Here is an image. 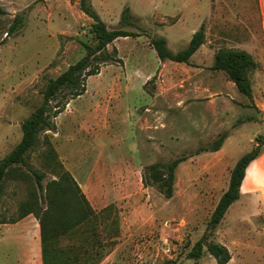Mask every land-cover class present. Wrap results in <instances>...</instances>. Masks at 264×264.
<instances>
[{"label":"rangeland","instance_id":"rangeland-1","mask_svg":"<svg viewBox=\"0 0 264 264\" xmlns=\"http://www.w3.org/2000/svg\"><path fill=\"white\" fill-rule=\"evenodd\" d=\"M91 3L110 28L120 26L121 13L129 7L139 17L131 30L143 34L108 46L120 61L102 63L87 78L84 94L53 118L55 129L41 133L28 160L46 172L45 185L68 171L89 199L98 214L90 221L94 234H88L89 243L100 244L95 247L99 252L90 247V263L217 264L206 247L197 260L187 253L206 231L236 161L264 135L263 6L260 0ZM19 15L23 26L8 34ZM179 15L183 19L175 22ZM200 22L206 42L191 64L160 62L151 36H164L176 53L188 45ZM92 23L79 0H0V159L21 140V123L41 103L47 79L85 55L83 42H96ZM220 47L246 49L257 61L252 99L224 71L211 69ZM223 132L227 137L220 150L197 152ZM47 140L56 159L48 160ZM182 155L188 158L176 169L172 197L156 184L144 185L147 165ZM27 197V183L8 180L0 220L15 216ZM78 233L62 237L60 246L69 255L68 248L82 240ZM213 239L230 250L227 264H264V145Z\"/></svg>","mask_w":264,"mask_h":264},{"label":"trees","instance_id":"trees-1","mask_svg":"<svg viewBox=\"0 0 264 264\" xmlns=\"http://www.w3.org/2000/svg\"><path fill=\"white\" fill-rule=\"evenodd\" d=\"M80 9L93 19L90 31L94 35V44L83 42L86 53L76 62L70 64L66 70L56 77L47 79L42 90L41 103L22 121V138L0 159V197L5 183L8 180L27 183L28 197L19 205L16 215L11 219H2L1 222H16L21 218L33 214L39 222L42 251V264H81L89 262L90 247L99 252L96 242L89 243L88 234H94L90 221L98 218L89 199L80 189L79 184L68 171L58 174L56 179L44 180L46 172L35 168L28 160L29 154L41 143V133L53 130L56 123L53 118L65 110L69 100L75 99L86 91V80L97 74L102 63L118 62L108 51V46L121 37L140 36L143 33L131 30L138 27L139 17L134 15L129 7H125L120 16V26L110 28L95 10L91 0H79ZM24 24L23 16H16L10 24L7 33H14ZM206 42L205 25L201 24L196 30L188 45L173 52L164 36H151L150 44L155 49L161 61L190 63L191 56ZM258 67L253 55L246 49L220 47L215 51L211 69L224 71L235 84L239 92L248 98H253L251 74ZM240 122V120H239ZM227 133H221L208 147H201L199 152H215L221 149ZM52 143L47 140L48 160L56 159ZM264 145V135H258L254 146L242 154L233 166L228 187L217 202L206 231L195 242L187 253L189 259L201 258L204 247L216 259L217 264H227L232 258L228 247L213 239L216 227L224 219L229 207L240 197V189L247 168L252 161L260 156ZM187 155L174 158L169 162H154L147 165L142 174L144 185L156 184L163 195L170 198L174 194L175 173L179 164L187 159ZM60 166V162H58ZM46 203V204H44ZM77 230L82 239L76 247H69L71 254L62 248L61 240ZM76 250V251H75ZM167 264H181L177 260H170Z\"/></svg>","mask_w":264,"mask_h":264},{"label":"crops","instance_id":"crops-1","mask_svg":"<svg viewBox=\"0 0 264 264\" xmlns=\"http://www.w3.org/2000/svg\"><path fill=\"white\" fill-rule=\"evenodd\" d=\"M260 2L264 11V0ZM192 11L199 20V13ZM181 19L183 16L179 15L175 22ZM162 67L166 68V64ZM34 217L29 214L12 223L0 220V264H42L40 226Z\"/></svg>","mask_w":264,"mask_h":264}]
</instances>
